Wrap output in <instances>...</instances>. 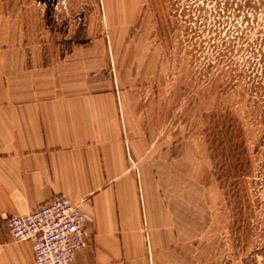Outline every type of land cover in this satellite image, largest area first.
Instances as JSON below:
<instances>
[{
	"label": "rangeland",
	"instance_id": "obj_1",
	"mask_svg": "<svg viewBox=\"0 0 264 264\" xmlns=\"http://www.w3.org/2000/svg\"><path fill=\"white\" fill-rule=\"evenodd\" d=\"M1 49L39 97H115L191 264H264V0H0Z\"/></svg>",
	"mask_w": 264,
	"mask_h": 264
},
{
	"label": "crops",
	"instance_id": "obj_2",
	"mask_svg": "<svg viewBox=\"0 0 264 264\" xmlns=\"http://www.w3.org/2000/svg\"><path fill=\"white\" fill-rule=\"evenodd\" d=\"M7 53L0 50V264H36L5 217L55 195L86 216L85 245L67 264H191L185 228L138 170L115 97H39Z\"/></svg>",
	"mask_w": 264,
	"mask_h": 264
},
{
	"label": "built area",
	"instance_id": "obj_3",
	"mask_svg": "<svg viewBox=\"0 0 264 264\" xmlns=\"http://www.w3.org/2000/svg\"><path fill=\"white\" fill-rule=\"evenodd\" d=\"M86 216L65 195H55L32 210L7 215L15 240H28L36 264H67L85 245Z\"/></svg>",
	"mask_w": 264,
	"mask_h": 264
}]
</instances>
